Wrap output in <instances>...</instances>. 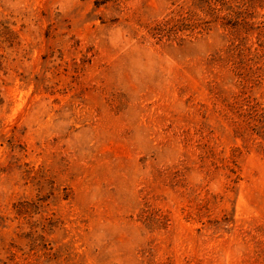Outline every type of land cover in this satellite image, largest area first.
Returning <instances> with one entry per match:
<instances>
[{"label":"rangeland","instance_id":"rangeland-1","mask_svg":"<svg viewBox=\"0 0 264 264\" xmlns=\"http://www.w3.org/2000/svg\"><path fill=\"white\" fill-rule=\"evenodd\" d=\"M0 264H264V0H0Z\"/></svg>","mask_w":264,"mask_h":264}]
</instances>
